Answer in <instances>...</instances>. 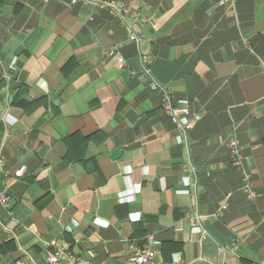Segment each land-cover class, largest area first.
Returning <instances> with one entry per match:
<instances>
[{
  "label": "crops",
  "instance_id": "0c3cea01",
  "mask_svg": "<svg viewBox=\"0 0 264 264\" xmlns=\"http://www.w3.org/2000/svg\"><path fill=\"white\" fill-rule=\"evenodd\" d=\"M146 51L201 116L187 136L143 75ZM0 147V264H46L52 242L129 264L150 241L156 264H264V0H0Z\"/></svg>",
  "mask_w": 264,
  "mask_h": 264
},
{
  "label": "built area",
  "instance_id": "2783aa9c",
  "mask_svg": "<svg viewBox=\"0 0 264 264\" xmlns=\"http://www.w3.org/2000/svg\"><path fill=\"white\" fill-rule=\"evenodd\" d=\"M41 2H48L49 0H38ZM78 0H73L76 3ZM234 3V0H221V4ZM102 8L109 9L115 16L122 17L123 14H127L128 10L114 2H105L101 4ZM130 40L141 45L145 42V38L142 35L132 33ZM116 50L110 52L111 55L115 54ZM148 51L143 52V75L151 79L150 87L153 91H156L162 97L163 111L169 117L171 122L187 136V134L193 129L195 124L201 120L199 114H194L191 109V102L187 99L175 100L169 90L162 84H160L153 76L149 67ZM118 61L123 63L122 57L117 56ZM178 142L181 144L182 140L179 138ZM226 148L229 151L231 166L236 171L243 174V186L241 191L246 195L247 199L251 202L257 198L256 192L253 190V186L250 181V176L245 170L244 161L245 158L242 153L241 146L236 138H231L226 144ZM6 158L3 152V148L0 147V178L6 177L5 170ZM23 170L18 172V176H21ZM183 182L186 186H189V179L183 178ZM190 194L188 190L181 192ZM10 197L6 190L0 189V207L9 210L10 209ZM225 206L223 207V209ZM196 220L200 221L201 216L196 215ZM71 231V229H69ZM193 233L200 237L203 241L207 238L208 234L200 226L193 227ZM158 242L150 241L146 245L136 246L131 245L129 247V264H156L154 246L158 245ZM46 264H92L90 261L85 260L76 255L72 250L66 246H60L56 242L50 244V250L46 256Z\"/></svg>",
  "mask_w": 264,
  "mask_h": 264
}]
</instances>
